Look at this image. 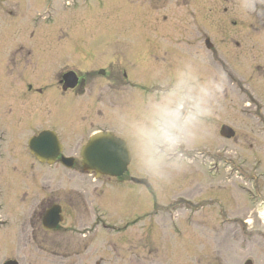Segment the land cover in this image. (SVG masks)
<instances>
[{
    "label": "rangeland",
    "instance_id": "374dc122",
    "mask_svg": "<svg viewBox=\"0 0 264 264\" xmlns=\"http://www.w3.org/2000/svg\"><path fill=\"white\" fill-rule=\"evenodd\" d=\"M19 1L8 3L20 6L19 27L13 23L10 29L20 30L18 40L30 49L31 55L22 52L23 59L47 61L38 69L58 75L62 67L54 60L86 70L105 67L107 60L117 58L132 69L133 84L149 86L144 107L149 115L147 110L138 113L136 107L127 115L124 90L118 96L113 129L118 135L125 123L132 125L128 172L151 186L134 185L130 175L103 180L98 193L107 211L102 218L108 221L97 228L99 232L86 239L64 230L47 237L33 221L38 203L45 198L93 201L98 185L74 171L42 168L33 158H0V264H264V0ZM50 1L55 3L46 15ZM2 18L0 32L14 21ZM8 26L7 41H14ZM42 33L48 42L53 38L54 45H44L43 51L36 47ZM207 39L212 50L205 46ZM74 48L85 55L70 51ZM6 57L13 59L12 51ZM30 69L23 65L22 73L37 77L35 68ZM196 69L199 78H207L204 88V79H198L194 89ZM24 85L15 86L16 99L0 90V117L14 121L22 132L26 126L28 133L54 127L40 120L45 117L41 111L32 116L30 108L47 103L34 92L29 95ZM216 90L221 96L214 94ZM53 98L54 124L78 127L83 122L79 110L94 106L93 99L78 93ZM162 102L170 108L186 107L184 116L195 113L197 106L203 110L170 148L156 146L141 134L142 128H152L154 106ZM102 109L105 117L112 114ZM7 125L11 128L13 123ZM222 126L233 130L231 139L221 137ZM73 149L81 147H67ZM145 214L144 221L127 229V222ZM142 224L148 225L149 252L138 262L125 243L141 235Z\"/></svg>",
    "mask_w": 264,
    "mask_h": 264
},
{
    "label": "flooded vegetation",
    "instance_id": "af4514ba",
    "mask_svg": "<svg viewBox=\"0 0 264 264\" xmlns=\"http://www.w3.org/2000/svg\"><path fill=\"white\" fill-rule=\"evenodd\" d=\"M10 2H12V0H5L4 2L0 1V17L1 16L3 17L2 20L5 21L7 17L8 19L13 18L14 20L11 22L12 25L8 23L9 25V26L7 25L8 29H10L13 26V23L15 24L14 28L19 27L18 24H20L19 20H17L18 17H20L18 16L20 6L19 4L18 5L16 4V6L10 7L8 6V3ZM52 7H53V2L50 1L49 4L47 5V8L52 9ZM7 26L3 27L2 31L0 32L1 33L0 37L2 39V41H0V71L3 73L0 75V90L2 89L3 92H6L10 98L14 96V98L16 99L17 95L15 94L16 93L15 86L18 89L23 87V83H24L25 84L24 88L27 90L29 95H31L34 92V97L37 98L45 97L47 106H45L44 108L32 107L30 108L31 114L34 117V114L36 115L37 111H41V114L45 115V117L42 116L40 120L43 121L45 124L47 125L51 124L54 127H43L42 125L43 128H39L38 130L33 132L30 131L29 133L32 134L29 136L28 135L29 133L27 131L28 129L27 126L25 127V131L22 132V130H20V128L17 127L14 121L12 120L7 121V118L5 116H1L0 117V158H33L35 162L40 164L42 168L60 167L63 168L64 170L66 168L61 163V159L73 158L74 159L73 167L71 170L69 169L67 170H69V172L74 171L75 174L78 175L80 174L81 176H87L90 179H92V184L98 185L94 188L95 194L93 201L88 199L87 201H83V202H73L69 199L66 200V202H59L60 200L58 199L53 200V198L51 199L45 198L38 203L37 206H39V208L34 213L33 221H35L37 225H41L40 232L41 234H43V236L46 235L47 237H49L51 235L58 234L59 232H62L64 230L66 232L71 231L75 233L76 236L81 239L82 238L86 239V237H88L89 235L99 232V229L97 228L102 225H105L104 224L105 221H108L102 218L103 213H106L107 211L104 210L102 203H100L103 196L101 193L98 192L99 190H102V188L104 187V186H100V184L102 183L103 180H107L110 182L112 180L118 181L120 179H113L110 177H98L94 173L91 174L85 171L82 166V159H81L84 158L81 154L82 148L89 145L92 139L97 135L110 133L113 134L116 138L121 139L128 144L133 158L132 145L128 141V137L130 136V133H132V130H130L129 128H132V125L130 124L127 126V123H125L123 133L118 135L113 129L115 122L117 120L116 113L118 110V96L120 93H123L124 90H125V94L128 95V97H126L127 100L124 103V105L127 106L126 109L127 115H131L135 113L134 107H136L138 113H142V110H147L149 115L150 112L148 108L147 109L144 108L147 107L148 104L149 86H145L141 84L140 87H137L136 84H133V81L131 80V77H133L134 79V74L132 72V69L128 71L126 66H124V61L117 58H112L110 60H107L106 62H108V64L105 65V67H99L93 65V67H88L86 68V70L80 69V68H84V66L78 67L77 70L73 67V65L70 66L68 64H63L61 60H54L53 61L54 65H60L62 67L61 74L52 75V73H47L46 71H42L41 69H44L43 67L45 66V63L47 61L45 62L41 61L42 58L39 60L23 59L24 56L22 55V52L28 50L27 54L31 55L30 49H27L20 42V39L18 40V38L20 37V30L10 29L13 31L12 37L14 41L13 40L7 41V38L10 36V33L7 31ZM31 30H34V28ZM32 36L36 38L37 34H35L34 32ZM48 39L49 37L45 36V34L42 33V35L39 37V41L41 40V42L37 43L36 47L40 48L43 51L44 45L54 46L52 42L53 38L50 39V42H48ZM208 44H211V42L210 40L207 39L205 42V46L207 49H208L207 47ZM212 49L213 46L208 50H212ZM7 51H12L13 59H9L8 57H6ZM70 51L78 52V54L80 51H82V55H85L84 50H81L79 48H74ZM81 61L85 62L86 60H81ZM57 62H61V63H57ZM89 62L93 63L94 61L91 60ZM23 65L28 69L35 68L33 71H36L37 77H35V75L32 74L28 75L22 73ZM195 72H196L195 75L196 81H194L195 82L194 89H197L196 83L199 82L198 79L199 80L204 79L201 81V83L204 84L203 88L206 87L207 86L206 76L199 78L198 70L196 69ZM67 78L68 80L75 79L77 84L75 88L68 89V91H64V88L69 86V83L67 82ZM12 81L14 82L13 84ZM6 83L9 86H6ZM34 83L36 86L34 85ZM136 89H140V92L134 93V90ZM156 91L159 92V90ZM195 92L198 94V90ZM75 93H78L81 97L87 96L90 99H93L94 106L90 107L89 105L79 110V114H82L83 122L78 124L77 125L78 127L63 122L61 123L59 122L60 124L59 123L54 124L53 121L56 120V118L54 119L53 113H55L54 111L56 109L54 105H52L55 102L53 96H55V98H56V94H60V97L61 94L63 96H74ZM25 94L27 93L25 92ZM197 94L193 96L194 97L193 102L195 104L197 103V97H198ZM214 94H216V96L218 97L221 96V93L218 90H216ZM103 107L107 109L109 112H112V114L109 116L108 113V117H105L106 113L103 112L102 109ZM185 108L186 107H184V110ZM66 109L68 110V115H71L69 111V107H66ZM9 115H15V113L12 114L9 113ZM64 115L65 114L63 113V117H65ZM89 118H93L95 122H87L86 120H89ZM141 118L145 120L143 117ZM151 118H153V115ZM33 119L34 118H32V120ZM36 120H39V118ZM8 122L13 123L11 128H9L10 125H7ZM101 124L104 125L101 126ZM151 125L153 127L152 123ZM31 126L34 129L37 128L34 125ZM106 126H109V128H106ZM45 132H49L53 134H52V138H49L43 144L54 145L53 141L56 140L59 146H61L59 154L53 155L52 153V154L37 156L31 153L29 149V143L33 139L37 138L38 136H40L42 133ZM22 136H28V138H22ZM151 141L152 143L156 144V142H154L153 140ZM71 145L81 147V149L79 151H75L74 149L72 151H67V147ZM156 146L161 147L158 143L156 144ZM22 150L23 151L26 150L25 151L26 154H22L23 152ZM36 158H58V159L56 160L54 165L50 166L47 163L45 164L40 163ZM78 158H80V162ZM75 167H77L78 170L74 169ZM131 178L132 177H130V179ZM74 179H77V176H74ZM83 181L84 180H82V183ZM83 184L84 186L89 185L88 183H83ZM96 195H97V199L99 197V200L96 199L95 197ZM34 200L35 199L32 200V203ZM55 207L60 208V216L62 218V221L54 229H45L43 224L44 219L47 213ZM139 217L134 222H130V223L127 222L126 225L127 229L130 228L131 226H136L142 219H146V217H148V214H145L144 216H142V218ZM146 226L148 225L144 224L141 226L142 233L140 236L136 234L137 236H132V238L127 240V242L125 243V245L130 246L132 249L131 257L137 259L138 262L140 260H144L146 258L145 254L149 252V242H150L148 236L149 232L148 230L145 229ZM139 240L142 241L141 253L137 251V249L139 248L137 242Z\"/></svg>",
    "mask_w": 264,
    "mask_h": 264
},
{
    "label": "water",
    "instance_id": "95a60500",
    "mask_svg": "<svg viewBox=\"0 0 264 264\" xmlns=\"http://www.w3.org/2000/svg\"><path fill=\"white\" fill-rule=\"evenodd\" d=\"M208 49L212 46L207 45ZM67 82L69 86L64 88V91L68 89H73L76 86L75 79H70ZM53 133H43L38 138L31 141L29 147L33 154L38 156L47 154H57L61 147L58 145L56 140L53 141L54 145H45L49 138H52ZM233 130L224 126L221 130V137L225 139H231L234 136ZM56 142V144H55ZM83 166L88 172H95L98 176H109L112 178L123 177L131 163V154L128 145L120 139L115 138L111 134L98 135L92 139L88 146L82 150ZM42 163H45L47 159H57V158H38ZM63 163L67 167H72V159L64 158ZM134 184L144 185L149 187L150 184L146 180L133 179ZM59 214V209H54L49 212L44 220V226L47 229L55 228L60 222L57 218ZM7 264H18L17 262H8Z\"/></svg>",
    "mask_w": 264,
    "mask_h": 264
},
{
    "label": "clouds",
    "instance_id": "9594fccd",
    "mask_svg": "<svg viewBox=\"0 0 264 264\" xmlns=\"http://www.w3.org/2000/svg\"><path fill=\"white\" fill-rule=\"evenodd\" d=\"M199 114H203V110L199 106L195 113L184 116L183 109L179 105L176 108H170L167 103H158L154 106L153 127L151 129L142 128L141 134L161 147L168 146L170 148L181 141L182 136L178 133H181L183 127L195 120Z\"/></svg>",
    "mask_w": 264,
    "mask_h": 264
}]
</instances>
